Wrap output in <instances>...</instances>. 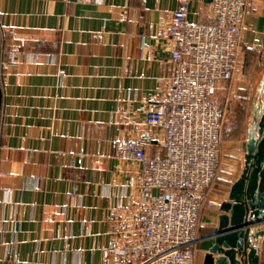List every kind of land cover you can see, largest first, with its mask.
<instances>
[{"label":"crops","instance_id":"1","mask_svg":"<svg viewBox=\"0 0 264 264\" xmlns=\"http://www.w3.org/2000/svg\"><path fill=\"white\" fill-rule=\"evenodd\" d=\"M247 6L249 45L264 33V0ZM175 7L0 0L4 46L17 52L0 81V264H101L115 205L135 195L114 143L152 130L144 107L163 97L172 73L169 42L156 31ZM188 19L213 22L208 1L191 3ZM145 151L161 155L160 137ZM205 199L212 207L199 213L196 254L210 245L212 203L223 200Z\"/></svg>","mask_w":264,"mask_h":264},{"label":"built area","instance_id":"2","mask_svg":"<svg viewBox=\"0 0 264 264\" xmlns=\"http://www.w3.org/2000/svg\"><path fill=\"white\" fill-rule=\"evenodd\" d=\"M194 1L200 0H176L165 27L156 31L169 42L172 73L163 97L144 107L152 130L114 143L117 160L129 165L135 195L132 203L115 205L101 264H195L203 193L221 153L224 110L213 97L236 69L248 0H210L213 22L188 19ZM4 38L0 29V81L17 58ZM157 137L162 154L148 155L145 149ZM245 227L249 233L261 228L264 237V219Z\"/></svg>","mask_w":264,"mask_h":264},{"label":"water","instance_id":"3","mask_svg":"<svg viewBox=\"0 0 264 264\" xmlns=\"http://www.w3.org/2000/svg\"><path fill=\"white\" fill-rule=\"evenodd\" d=\"M260 86L264 87V75ZM242 148V169L219 204L215 229L203 237L211 243L202 264H259L257 240L263 230L249 233L245 226L264 219V94Z\"/></svg>","mask_w":264,"mask_h":264},{"label":"rangeland","instance_id":"4","mask_svg":"<svg viewBox=\"0 0 264 264\" xmlns=\"http://www.w3.org/2000/svg\"><path fill=\"white\" fill-rule=\"evenodd\" d=\"M258 36L254 43L242 44L241 54L232 77L219 83L213 97V100L224 110V122L219 168L206 189L205 198L211 196L214 200L225 199L230 184L238 177L243 166L242 142L246 140L248 128L253 123V109L261 106L264 94V87L260 86L264 75V33ZM208 204L210 202L204 199L200 212L203 206ZM213 204V209L219 211L218 204L216 205L215 202ZM209 207H212L211 204ZM257 244L259 262L264 264V237L261 236ZM206 249L203 247L197 252L195 264H202Z\"/></svg>","mask_w":264,"mask_h":264},{"label":"trees","instance_id":"5","mask_svg":"<svg viewBox=\"0 0 264 264\" xmlns=\"http://www.w3.org/2000/svg\"><path fill=\"white\" fill-rule=\"evenodd\" d=\"M247 9V8H246ZM207 189V188H206ZM206 189L204 190V193H203V201H204V199H205V191H206Z\"/></svg>","mask_w":264,"mask_h":264},{"label":"flooded vegetation","instance_id":"6","mask_svg":"<svg viewBox=\"0 0 264 264\" xmlns=\"http://www.w3.org/2000/svg\"><path fill=\"white\" fill-rule=\"evenodd\" d=\"M254 110H255V108L253 109V112H254ZM258 252H259V247H258ZM259 258H260V254H259ZM259 264H260V262H259Z\"/></svg>","mask_w":264,"mask_h":264}]
</instances>
